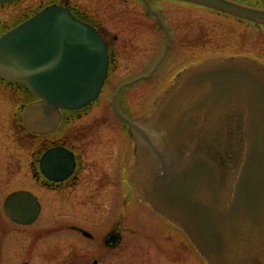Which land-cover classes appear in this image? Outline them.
<instances>
[{
	"label": "water",
	"instance_id": "95a60500",
	"mask_svg": "<svg viewBox=\"0 0 264 264\" xmlns=\"http://www.w3.org/2000/svg\"><path fill=\"white\" fill-rule=\"evenodd\" d=\"M202 1L238 10L224 0ZM246 14L264 19V12ZM106 61L95 30L60 6L47 7L0 37V74L24 80L43 98L24 112L26 125L37 133L54 128L58 107L78 108L95 98ZM246 65L193 68L189 84L174 87L163 113L180 114L174 127H161L169 150L164 154L150 147L153 154L146 159L154 169L145 173L138 192L143 200L152 194L158 210L177 223L210 264H233V249L243 242L255 243V251L264 246V78ZM200 85L194 95L191 88ZM190 92L194 96L188 98ZM201 107L208 108L212 124L224 111L235 127H189L193 111ZM199 180L205 183L201 190ZM145 184L149 189L142 190ZM34 200L27 192L11 194L5 213L29 223L38 213ZM239 252L236 264L246 254Z\"/></svg>",
	"mask_w": 264,
	"mask_h": 264
},
{
	"label": "flooded vegetation",
	"instance_id": "af4514ba",
	"mask_svg": "<svg viewBox=\"0 0 264 264\" xmlns=\"http://www.w3.org/2000/svg\"><path fill=\"white\" fill-rule=\"evenodd\" d=\"M238 1L264 7V0ZM192 32L181 30L172 37L169 73L192 57L211 55L210 39L204 33ZM131 40L114 45V51L135 49ZM255 44L256 56L264 58L261 40ZM175 48L179 51L174 52ZM214 48L223 53L222 44L216 43ZM140 55L143 57L144 53ZM165 77L162 75L160 81ZM137 94L141 101L136 107L126 106L127 99L119 102L127 115L142 118L148 106V88L142 87ZM58 130L47 139V145L70 150L74 168L66 179L53 182L41 175L35 160L31 161L33 180L48 193L46 230L36 227L30 234L16 232L20 247L25 241L22 238H28L29 253L16 254L15 258L2 253L6 244L0 238V264H196L197 256L183 235L132 199L134 189L129 180L133 147L120 127H101L96 117V127Z\"/></svg>",
	"mask_w": 264,
	"mask_h": 264
},
{
	"label": "rangeland",
	"instance_id": "374dc122",
	"mask_svg": "<svg viewBox=\"0 0 264 264\" xmlns=\"http://www.w3.org/2000/svg\"><path fill=\"white\" fill-rule=\"evenodd\" d=\"M38 0H28L25 3H34L37 2ZM65 0H63L64 2ZM69 1H74L75 4L81 7L82 10L87 11L90 15H94L95 19L100 21L101 19L105 18L109 10H120L119 8H122L126 5V3L119 1V0H69ZM134 4H130L133 9L136 10L137 6L141 7L139 4L136 2H132ZM107 8V10H106ZM98 9V10H97ZM132 10V15L136 12L139 14V11ZM195 13H193L194 17H198L199 20H201V17H204V15H210L209 12L210 10H205L203 8H195L193 9ZM127 12V11H126ZM125 12V14H126ZM124 13V12H123ZM131 15V14H130ZM138 16V15H137ZM208 17V16H207ZM141 18V17H139ZM142 19V18H141ZM140 19V20H141ZM139 20V21H140ZM204 22V20H203ZM201 22L196 23V28L199 27ZM111 25H114L113 31H117L118 33L121 31V38L127 35V26L124 23V21H117L115 23H112ZM111 27V26H110ZM193 29V28H192ZM228 29L231 31L229 35H232L234 37L236 35L235 29L228 27ZM253 30L248 31L247 33L249 36L252 35ZM246 33V35H248ZM154 39L155 37L152 36ZM123 42V41H122ZM157 41L152 40V41H147L144 42V56L146 57L147 61L152 60L154 61L156 56L158 55L159 52L157 51ZM248 49H251L253 47V44L251 45H246ZM143 51V49H142ZM179 49L175 48L174 52H178ZM133 53L137 54V51L135 50ZM140 56V54H139ZM136 58V57H135ZM135 58L129 59V63L134 64L133 68L130 66L124 59L119 64V68L116 70V75H118L119 79L124 73H130L132 69L136 71L138 68L141 67V64H144L142 61L138 60L135 61ZM169 59H173V57H170ZM134 60V61H133ZM165 63V62H164ZM170 67V66H169ZM143 66L141 67V69ZM168 69V63H165L161 70L157 72L156 77L162 75L166 70ZM149 87L154 86V83H148ZM143 91V90H142ZM128 92H133L132 89H129ZM6 94V95H5ZM4 91L0 90V202L3 200V198L6 196L7 192H10L16 188V186L22 185L26 186V182L28 181L29 176H25V171L20 173L18 176H14L15 173L11 174L12 172H18L20 171L19 166L22 167L27 161L29 160V150L22 149L20 146H18L13 138V133L11 129V115L13 113V110H15V107H13V104L10 103V94L6 93ZM146 94V93H145ZM137 103L139 101L138 95L134 94ZM105 102V101H104ZM138 105V104H137ZM101 108L103 109V105H101ZM15 119H19V116H15ZM82 120V119H81ZM99 120V118H98ZM115 118L112 117L111 120H109L103 127H113ZM81 123V121H78V124ZM75 124V125H78ZM81 127V126H79ZM22 141L24 142L25 137H21ZM13 163L15 164L13 166ZM11 170V171H10ZM5 171V172H4ZM9 171V172H8ZM39 190V193L44 194L45 190L42 188L37 187ZM44 211L42 212L43 216ZM45 215V214H44ZM5 219L0 218V232H3L4 234H7L8 237L10 238H17L19 237L18 234H16L13 229L8 230L9 226L7 225V222L4 221ZM46 220H40L38 224H45ZM9 223V222H8ZM10 224V223H9ZM27 233V232H25ZM13 234V235H12ZM61 236V235H60ZM22 240H25V242H28V238L23 237ZM17 249L14 248V246L10 247L9 252L12 254L15 253ZM154 257H159L160 260H162V257L160 255H156ZM158 264V263H155Z\"/></svg>",
	"mask_w": 264,
	"mask_h": 264
}]
</instances>
